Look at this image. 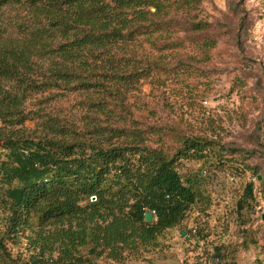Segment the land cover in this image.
<instances>
[{
    "label": "trees",
    "instance_id": "1",
    "mask_svg": "<svg viewBox=\"0 0 264 264\" xmlns=\"http://www.w3.org/2000/svg\"><path fill=\"white\" fill-rule=\"evenodd\" d=\"M200 4L0 0V264L120 261L206 209L204 173L178 165L221 151L176 122L144 126L138 94L144 82L183 81L193 67L180 56L187 40L196 54L186 59H209L216 39ZM12 5L24 13L4 24ZM50 89L78 96L79 116L25 109L31 92ZM253 198L249 181L237 209ZM22 239L27 258L7 245Z\"/></svg>",
    "mask_w": 264,
    "mask_h": 264
},
{
    "label": "rangeland",
    "instance_id": "2",
    "mask_svg": "<svg viewBox=\"0 0 264 264\" xmlns=\"http://www.w3.org/2000/svg\"><path fill=\"white\" fill-rule=\"evenodd\" d=\"M23 13L15 5L5 8L4 24ZM198 16L211 24L216 39L209 59H186L196 54L187 40L180 56L193 67L182 74L183 81L144 82L138 93L144 103L139 116L144 126L179 123L211 142L213 152L221 151L178 165L182 175L204 173L208 205L201 213L194 207L181 226L164 230L154 244L126 252L120 261L91 258L83 264H206L216 249L219 264H264V0H201ZM78 99L50 89L31 92L24 107L79 116ZM249 181L254 198L237 209ZM5 188L0 182V199ZM181 227L187 231L184 235ZM7 245L13 255L28 257L24 239ZM81 254L87 257V249Z\"/></svg>",
    "mask_w": 264,
    "mask_h": 264
},
{
    "label": "water",
    "instance_id": "3",
    "mask_svg": "<svg viewBox=\"0 0 264 264\" xmlns=\"http://www.w3.org/2000/svg\"><path fill=\"white\" fill-rule=\"evenodd\" d=\"M258 178H259V177H258ZM152 219H153V212H152V211H146V212L144 213V221H145L146 223H151V222H152ZM181 234L184 235L185 232L182 230V231H181ZM186 238H188V236H187Z\"/></svg>",
    "mask_w": 264,
    "mask_h": 264
},
{
    "label": "built area",
    "instance_id": "4",
    "mask_svg": "<svg viewBox=\"0 0 264 264\" xmlns=\"http://www.w3.org/2000/svg\"><path fill=\"white\" fill-rule=\"evenodd\" d=\"M206 264H211L210 262L206 263Z\"/></svg>",
    "mask_w": 264,
    "mask_h": 264
}]
</instances>
